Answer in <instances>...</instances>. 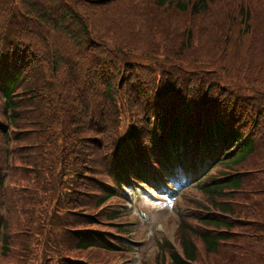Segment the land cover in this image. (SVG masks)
<instances>
[{
  "label": "trees",
  "instance_id": "trees-1",
  "mask_svg": "<svg viewBox=\"0 0 264 264\" xmlns=\"http://www.w3.org/2000/svg\"><path fill=\"white\" fill-rule=\"evenodd\" d=\"M180 170L150 264H264V0H0V264H129Z\"/></svg>",
  "mask_w": 264,
  "mask_h": 264
},
{
  "label": "rangeland",
  "instance_id": "rangeland-1",
  "mask_svg": "<svg viewBox=\"0 0 264 264\" xmlns=\"http://www.w3.org/2000/svg\"><path fill=\"white\" fill-rule=\"evenodd\" d=\"M141 190L140 192L143 193L141 195L139 194L141 198H139L138 200L134 198L133 204H134V210L137 211V215L143 218L141 219V221L144 223V225L140 226L139 229L137 228L135 229L133 237L140 241H143L141 239H144V241L142 242L143 245L140 247V250L142 252L145 251L146 255H144L145 259H141V257L138 256L139 254H136L137 258L135 259L134 262H140L141 260H143L145 264H150L154 260L153 249L151 251L150 247L153 242L152 235H153L155 227L162 229V226H163L164 233L167 237V241L173 247L174 250H177L180 252L181 247L179 246V240L176 237L178 233V226L175 222L174 216L171 215L164 219L163 217H160V216L165 211V209L164 211H162L161 214H158V211H157L158 209L166 206L168 203L167 202L162 203L161 200H159V198L154 197L153 193H148L146 191L144 192ZM140 210H142L143 214H140ZM136 221L138 220L136 219ZM29 250H31V248H29ZM198 252H199V260L196 261L194 264H210L205 253L202 252L201 249ZM39 254H40L39 250L38 252H34L32 258L35 260L38 259ZM74 255L78 256L75 252H73V256ZM28 256L29 255H23L22 258L26 260ZM112 261H113V257H112ZM6 264H25V262H22V263L6 262Z\"/></svg>",
  "mask_w": 264,
  "mask_h": 264
}]
</instances>
